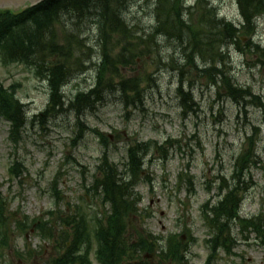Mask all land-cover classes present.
Here are the masks:
<instances>
[{"label":"rangeland","instance_id":"obj_1","mask_svg":"<svg viewBox=\"0 0 264 264\" xmlns=\"http://www.w3.org/2000/svg\"><path fill=\"white\" fill-rule=\"evenodd\" d=\"M154 1L134 0L124 16L131 29L130 38L137 42L135 53L139 58L121 66L120 76L140 81L141 103L103 87L100 94L104 99L80 114L68 104L77 92L85 93L95 85L100 38L89 23H78L83 38V47L76 54L80 66H74L62 88L66 95L63 108L42 118L41 123L34 117L49 102L46 81L32 68L19 63L4 65L0 60V82L5 88L12 87L14 97L24 104L27 118L15 144L9 139L10 123L0 117V194L6 200L8 217L0 264H50L60 256L59 248L65 247L62 232L68 231L67 226L59 224L60 216L79 212L85 220L82 227L93 240L95 222L104 225L108 216V208L88 190L104 151L98 133L105 138L109 160L120 171L129 146L143 142L151 146L143 164L149 182L135 188L141 200L138 214L127 222L129 239L150 234L161 241L175 234L187 247L184 264H206L210 234L202 218V206L208 200L211 204L218 200V177L231 179L234 160L249 136L255 141L256 163L245 178L250 188L243 196L240 215H261L264 228V107L259 105L264 104V13L256 18L252 35L240 29L237 38L223 42L217 30L211 29L205 45L198 42L197 35L194 40L187 29L179 38L154 34ZM182 7L183 19L188 24L192 21L199 34L205 8L211 7L217 18L236 28L242 23L237 0H184ZM2 8L12 10L14 5ZM61 29L58 34L66 45L74 42L66 36L72 29ZM119 39L113 35L110 46L117 45ZM196 45L209 51L200 56L193 52ZM140 47L149 54L142 57ZM239 47L246 50L242 52ZM192 57L196 68L187 63ZM209 67L213 68L210 72L215 82L200 71ZM222 72L236 87L250 89L259 101L249 98L239 105L234 103L220 90ZM180 82L192 95L191 109L176 94ZM11 167L14 173H10ZM37 219L49 222L44 230L33 223ZM20 224L24 225L22 229ZM230 231L233 248L229 254L215 252L212 264H264V246L251 228L241 230L231 223ZM96 249L93 242L91 264H98ZM154 253L159 254V249ZM144 258L146 264H172L154 254Z\"/></svg>","mask_w":264,"mask_h":264},{"label":"trees","instance_id":"obj_2","mask_svg":"<svg viewBox=\"0 0 264 264\" xmlns=\"http://www.w3.org/2000/svg\"><path fill=\"white\" fill-rule=\"evenodd\" d=\"M133 1L43 0L34 6L18 11L0 10L1 62L4 65L19 63L32 68L35 75L46 81L49 88V102L46 108L34 117L35 120H39L41 123L42 118H47L52 112L63 108L66 95L64 96L62 88L72 75L74 66H80L79 57L76 54L83 47V38L79 36L78 23L81 25L89 23L97 29L100 38V62L96 65L94 87L85 93L77 92L68 104L72 105L75 111L80 114L81 110L92 108L93 105L104 99V96L100 94L103 87L116 90L122 98H129L131 101L136 98V101L142 102L143 95L141 96L139 89L140 81L136 78L122 79L120 76L121 66H127L139 58V55L135 53L137 42H135V38H130L131 29L124 18ZM183 1L155 0L153 2L155 25L152 28L154 34L164 38L173 36L179 38L187 29L194 40L197 35L198 42L207 45L210 38L208 34H211V29H213L217 30L216 35L222 36L221 41L224 42L227 38L230 42L233 41V38H237L236 33L240 32V29L243 33L252 35L256 18L264 13V0H237L242 23L236 28L232 23L217 18L211 7H204L205 13L200 16L203 28L200 27L202 32L199 34L192 21L188 24L183 19ZM61 28L72 29L71 32H66V36L72 37L74 42L66 45L65 40L58 34V30ZM113 35H117L120 39L117 41V45L110 46V39ZM141 40L139 39L140 43ZM119 43L121 46H118ZM249 43L255 46L252 41ZM146 44L147 42L144 43V47ZM141 46H143L142 43ZM144 47H140L139 54L142 57L149 54L144 51ZM115 48L118 49L117 52L114 50ZM239 48L242 52L246 50L242 47ZM207 51L209 49L201 50L198 45L193 49V52L200 56H203ZM187 63L196 68L193 57ZM212 70L213 68L209 67L207 70L201 69L200 71L207 73L209 79L215 82L210 72ZM221 74L220 90H224L225 95L234 103L239 105L240 102L249 100V98L254 102L259 101V98L253 95L250 89L236 87L229 77L223 75V72ZM116 78L117 82H115ZM12 90V87L5 88L0 82V117L10 123L9 139L17 144L27 118L24 104L14 97ZM175 91L183 105L191 109L192 95L183 89L181 82ZM129 93H133V95L128 96ZM259 105L264 107L263 103ZM98 136L104 151L100 159V166L96 168L97 174L88 190L92 196L97 197L108 208V216L104 225L101 224V221L95 222L97 228L92 233L94 241H91V235L84 231L82 227L85 223L84 216L79 215V212H76L74 216H60L59 224L62 228L68 227V231L63 229L62 232L65 247L64 249L59 248L60 256L54 257L50 264H91L90 250L93 242L97 247L94 255L99 264H146L144 257L151 254L162 257L164 260L168 259L172 264H184L186 246L183 245L182 240L177 239L175 234L163 239L166 250L162 248V245L158 246L157 241L150 234L139 236L138 239L127 237V222L133 214H138V202L141 200L135 188L141 183L149 182L143 170V164L145 156L150 151V144L143 142L129 146L123 170L120 171L118 165L109 160L105 138L99 133ZM254 148V139L251 136L246 137V144L234 160L230 174L231 179L227 181L225 177H218V200L214 204L208 200L202 206V218L210 234V238L207 240L210 253L206 264H212L215 252L219 250L226 254L230 253L235 244L230 231L231 223L237 224L241 230L251 228L257 238L264 240L261 215L249 219L239 216L243 196L250 188H248L245 178L251 165L256 163ZM159 149L163 150V147L160 146ZM13 167H11L10 173H14ZM245 186L246 188H244ZM6 209V200L0 194V246L5 245L4 223L8 220L5 215ZM23 222L27 224L25 221ZM33 223L39 230H44L49 222L37 219ZM23 226L20 224L21 229ZM261 243L264 245V242ZM155 246L159 249L160 255L154 253L157 250Z\"/></svg>","mask_w":264,"mask_h":264},{"label":"water","instance_id":"obj_3","mask_svg":"<svg viewBox=\"0 0 264 264\" xmlns=\"http://www.w3.org/2000/svg\"><path fill=\"white\" fill-rule=\"evenodd\" d=\"M1 1L2 2H0V3L7 2V0H1ZM20 1H27V3L21 4V5H19L18 3H10V4L14 5V9H17V8H20V6L21 7H25L27 4H29L30 6L31 5H35V4L39 3V2H41L42 0H20ZM4 6L5 5H0V8H2Z\"/></svg>","mask_w":264,"mask_h":264},{"label":"bare ground","instance_id":"obj_4","mask_svg":"<svg viewBox=\"0 0 264 264\" xmlns=\"http://www.w3.org/2000/svg\"><path fill=\"white\" fill-rule=\"evenodd\" d=\"M0 2H2V1L0 0ZM10 3H18L19 5H21V4L27 3V1L7 0V2H5V3H0V5H8Z\"/></svg>","mask_w":264,"mask_h":264}]
</instances>
